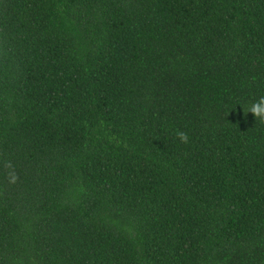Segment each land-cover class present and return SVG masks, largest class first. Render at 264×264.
Returning a JSON list of instances; mask_svg holds the SVG:
<instances>
[{
  "label": "trees",
  "instance_id": "trees-1",
  "mask_svg": "<svg viewBox=\"0 0 264 264\" xmlns=\"http://www.w3.org/2000/svg\"><path fill=\"white\" fill-rule=\"evenodd\" d=\"M261 97L264 0H0V264H264Z\"/></svg>",
  "mask_w": 264,
  "mask_h": 264
},
{
  "label": "clouds",
  "instance_id": "clouds-1",
  "mask_svg": "<svg viewBox=\"0 0 264 264\" xmlns=\"http://www.w3.org/2000/svg\"><path fill=\"white\" fill-rule=\"evenodd\" d=\"M249 112L253 113L255 116H261L264 117V97H261V99L254 103ZM177 135L181 139L182 142L187 143L188 142V136L184 132H178ZM17 179L16 175L13 173L9 174V180L10 182H15Z\"/></svg>",
  "mask_w": 264,
  "mask_h": 264
}]
</instances>
